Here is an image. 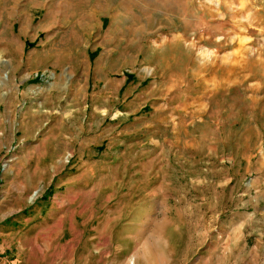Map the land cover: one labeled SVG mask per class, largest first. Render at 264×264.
Segmentation results:
<instances>
[{"label": "rangeland", "instance_id": "1", "mask_svg": "<svg viewBox=\"0 0 264 264\" xmlns=\"http://www.w3.org/2000/svg\"><path fill=\"white\" fill-rule=\"evenodd\" d=\"M264 264V0H0V264Z\"/></svg>", "mask_w": 264, "mask_h": 264}, {"label": "bare ground", "instance_id": "2", "mask_svg": "<svg viewBox=\"0 0 264 264\" xmlns=\"http://www.w3.org/2000/svg\"><path fill=\"white\" fill-rule=\"evenodd\" d=\"M134 264V262H132Z\"/></svg>", "mask_w": 264, "mask_h": 264}]
</instances>
